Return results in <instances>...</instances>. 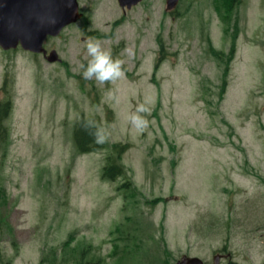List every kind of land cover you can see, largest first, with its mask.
I'll return each mask as SVG.
<instances>
[{"label":"rangeland","instance_id":"1","mask_svg":"<svg viewBox=\"0 0 264 264\" xmlns=\"http://www.w3.org/2000/svg\"><path fill=\"white\" fill-rule=\"evenodd\" d=\"M77 2L57 59L0 47V264H264V0ZM91 37L125 78L83 79ZM83 119L110 136L79 153Z\"/></svg>","mask_w":264,"mask_h":264},{"label":"water","instance_id":"2","mask_svg":"<svg viewBox=\"0 0 264 264\" xmlns=\"http://www.w3.org/2000/svg\"><path fill=\"white\" fill-rule=\"evenodd\" d=\"M140 0H118L122 8H131ZM178 0H166L165 9L172 10ZM81 16L77 0H0V47L4 50L15 49L19 44L22 49L34 53L43 52V41L50 36H57L70 23ZM55 18V23H50ZM49 60L57 59V52L52 50L47 55ZM219 255L213 256L217 264ZM175 264H204L196 256H181Z\"/></svg>","mask_w":264,"mask_h":264},{"label":"clouds","instance_id":"3","mask_svg":"<svg viewBox=\"0 0 264 264\" xmlns=\"http://www.w3.org/2000/svg\"><path fill=\"white\" fill-rule=\"evenodd\" d=\"M50 23H55V18H50ZM87 66L82 72L84 80H95L99 85L115 84L118 80L125 78V61L120 58H113L111 49L103 47L102 41L95 38L86 39ZM153 102L146 99L144 103L137 106L135 113L128 116V120L133 128L143 133L149 126L147 116L151 115ZM143 114V115H142ZM87 127L95 128L93 133L95 143L104 144L108 141L110 133L106 128L96 125L95 122L84 119Z\"/></svg>","mask_w":264,"mask_h":264},{"label":"trees","instance_id":"4","mask_svg":"<svg viewBox=\"0 0 264 264\" xmlns=\"http://www.w3.org/2000/svg\"><path fill=\"white\" fill-rule=\"evenodd\" d=\"M237 0H233V8L234 4ZM1 111H0V149L6 148V130L7 128L3 125V119H2ZM96 131L95 128L87 127L84 119L76 124L74 132H73V139L74 144L79 153H84L88 151L95 150L100 147V144L95 143V138L93 136V133ZM114 153L117 154V157L114 158L112 156H109L108 162L103 166L101 175L104 178L114 179L116 175H122L123 169L118 163V158L125 147L124 145L120 144H114L113 146ZM122 224H118V228H121ZM113 233V232H111Z\"/></svg>","mask_w":264,"mask_h":264},{"label":"flooded vegetation","instance_id":"5","mask_svg":"<svg viewBox=\"0 0 264 264\" xmlns=\"http://www.w3.org/2000/svg\"><path fill=\"white\" fill-rule=\"evenodd\" d=\"M220 255V257L224 256L222 253H218Z\"/></svg>","mask_w":264,"mask_h":264}]
</instances>
